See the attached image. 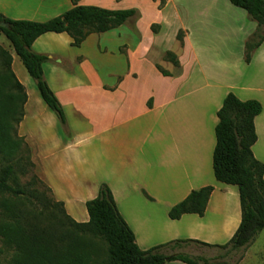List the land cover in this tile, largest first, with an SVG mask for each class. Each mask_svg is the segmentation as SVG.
Returning a JSON list of instances; mask_svg holds the SVG:
<instances>
[{
	"label": "crops",
	"instance_id": "1",
	"mask_svg": "<svg viewBox=\"0 0 264 264\" xmlns=\"http://www.w3.org/2000/svg\"><path fill=\"white\" fill-rule=\"evenodd\" d=\"M147 1L157 7L158 23L145 21L139 0H78L80 5L112 10L137 9L139 15L116 29L90 35L80 47L72 45L67 33L50 32L35 41L34 51L49 56L44 64L45 78L66 111L71 136L62 139L58 119L47 115L50 108L40 93L32 96L45 115L29 112L32 97L27 86L28 101L19 133L36 151L39 176L77 222L89 221L88 211H79L78 205L96 198L101 184L106 183L142 250L185 240L225 245L242 222L239 187L218 181L214 172L218 112L229 93L243 101L262 103L263 111L255 120L258 140L252 150L264 163V42L251 62L245 61L246 44L258 23L229 0H168L162 10L159 2ZM73 6L72 0H0V13L13 20L46 22ZM172 6L207 12L200 19L175 26L170 20ZM217 9L229 10L232 15L227 11L217 17L213 12ZM240 10H244V22ZM168 29L178 49L166 50L151 81L143 91L134 90L131 80L138 74L132 52L150 51L148 35L164 45ZM180 31L183 44L178 40ZM213 32L217 34L213 36ZM5 37L0 31L3 47ZM168 51L177 55L178 66L165 59ZM10 53L15 72L17 53ZM114 53L125 57V75L109 71L112 78L107 80L92 59L104 60ZM209 54L224 59L217 72L201 60ZM158 65L171 75L164 76ZM31 122L36 125L33 134L26 128ZM207 186H213L214 191L203 216L191 213L177 220L170 218L175 205ZM263 233L246 249L244 261ZM193 245L197 244L173 245L166 253L187 254Z\"/></svg>",
	"mask_w": 264,
	"mask_h": 264
},
{
	"label": "trees",
	"instance_id": "2",
	"mask_svg": "<svg viewBox=\"0 0 264 264\" xmlns=\"http://www.w3.org/2000/svg\"><path fill=\"white\" fill-rule=\"evenodd\" d=\"M72 1L73 8L46 22L13 20L0 13V24L2 22L11 24V29L0 26V31L11 42L28 73L35 79L41 98L58 116L67 138L71 133L65 109L45 78L44 64L49 61V56L34 51L33 44L42 35L54 32L69 34L73 39L72 45L80 47L90 35L116 29L139 15L137 9L112 10L80 5L78 0ZM153 1L159 2L158 7L161 10L168 2ZM229 1L246 10L258 23L256 33L246 44L245 61L250 63L254 51L264 42L262 31L264 0ZM156 28L154 25L153 30L156 31ZM178 40L183 44V31H180ZM165 59L172 61L176 66L179 65L177 55L171 51L166 53ZM12 64L13 57L10 51L0 45V158L7 163L0 177V193L12 192L16 196H23L25 203L33 205V198L47 201L34 189L37 182L44 183L37 175L33 176L29 186L13 187L10 184L17 173L28 175L36 168L32 159V149L26 138L19 133V127L25 117L28 94L25 85L14 72ZM157 68L164 76L171 75L159 65ZM149 106L152 107V101L149 102ZM262 111L260 101L254 99L243 101L234 93H229L218 112L214 172L218 181L239 187L242 208L241 225L227 244L211 245L201 241L185 240L142 250L106 183L101 184L98 196L86 203L89 221L84 223L77 222L67 213L64 202L58 201L47 185L54 197L52 207L56 223L62 227L59 234H52L35 218L22 217L23 213L16 204L5 203L7 211L17 219L9 228L19 248L17 264H165L177 260L187 264H213L201 256L167 254L166 249L173 245L194 243L226 250L228 255L246 250L264 230V163L254 156L252 150L258 140L255 120ZM213 191V186L193 191L184 201L171 209L170 218L177 220L191 213L203 216ZM32 212H35L34 209ZM83 234L99 238L107 244L108 254L105 260L93 261V256L83 247Z\"/></svg>",
	"mask_w": 264,
	"mask_h": 264
},
{
	"label": "rangeland",
	"instance_id": "3",
	"mask_svg": "<svg viewBox=\"0 0 264 264\" xmlns=\"http://www.w3.org/2000/svg\"><path fill=\"white\" fill-rule=\"evenodd\" d=\"M140 5L142 6L143 10L145 11V21H154V23H158L161 19L160 14L158 13L157 7L153 2H149L147 0H139ZM228 11V12H227ZM241 13H244V10H240ZM170 12V20H173V24L176 26L177 24L184 23V22H191L193 19H200L205 15V10L199 9L197 7H190V8H182L172 6L169 10ZM215 16L220 17V14L222 12H227V15H232V12H229V10H215ZM241 14V21L244 22V14L242 16ZM170 29V28H169ZM168 29L167 35H169V38L164 45L161 44V40H155L153 42L152 36L148 35L146 36L147 45L149 46L150 51L147 52L145 50H137L133 51L131 54V60L134 69L136 70L138 76L136 78H133L131 80V85L136 89L138 92L143 91L144 86L148 81H151V79L154 77L153 70L156 69V63H160L162 61L163 54L166 50H172L175 52V50L178 49L179 44L177 43L176 39L170 38L172 32ZM264 31V28L263 30ZM217 32H213L212 35L215 36ZM138 38V37H137ZM4 47L9 50L10 52H13L15 55L16 53L13 51V48L9 42V40L5 37ZM17 57V63L15 65V73L17 76H19L24 82L25 86L29 88V92L31 95V106L29 108V112L31 113H43L42 115H45V111H42L39 107L34 104V97L32 96L34 92L38 93L39 90L37 88V84L35 79H33L27 72L22 60L16 55ZM93 62L98 66L102 74L105 76L107 80H110L109 71H115L114 74L119 75H125V67L126 65V59L123 55L114 53L111 54L108 58L101 60L97 59L96 57L92 59ZM205 66L212 72H217L218 70V63L221 62L224 59L218 58L217 56H214L213 54H209L204 56L202 59ZM26 71V73L24 72ZM112 78V77H111ZM41 97V95H40ZM42 99V98H41ZM46 105V104H44ZM66 112V111H65ZM51 113L53 117H56L58 119V123L60 124L59 118L51 109L47 113V115ZM48 118V117H47ZM50 122V121H49ZM33 124L35 125V122H31L26 127L30 133L33 134ZM51 124V123H50ZM20 129V127H19ZM35 130V129H34ZM59 133L62 137V139L68 140V138L64 134V129L62 125L60 124V130ZM29 144V143H28ZM31 147V146H30ZM32 149V159L35 162L36 158V151L31 147ZM6 162L3 161L0 158V177L2 175L3 169L6 166ZM36 164V163H35ZM34 175H37L41 181L42 178L39 176L37 171V165L34 170L28 173V175H22L20 173H17L15 177H13L10 181V184L13 187H25L29 186V184L32 181V178ZM44 182V181H43ZM34 189L37 190V192L42 196V198L46 199L39 200L36 198H33V205H30L28 202L25 203V199L23 196H16L12 192H1L0 193V264H17L16 262V256L18 253V244L14 241V234L12 231L9 230V228L15 224L16 218L12 216L7 209L5 208V203H14L16 204L22 214V217L27 218H35L37 221L41 223L44 227H47L49 231H51L52 234H59L62 232V227H60L56 223L55 219V212L52 207L53 202V194L48 190L47 184L44 183H36ZM43 201V202H42ZM50 201V203H48ZM79 211L87 213V207L86 205H78ZM32 209H34L35 212H32ZM57 213V212H56ZM61 217L60 213H58ZM83 247L86 248L88 252H90L91 256H93V261L96 260V262H102L107 258L108 254V246L105 242L100 240L99 238L92 237L88 234H83ZM264 246V233L259 236L258 241L254 244L252 250L248 254L246 260L244 261L246 257V250H242L239 252H234L232 254H227L226 250H221L218 248H210L205 246H199V245H193L190 249L187 250V254L191 257H204L208 259L213 264H227V263H239V264H264V254H263V247Z\"/></svg>",
	"mask_w": 264,
	"mask_h": 264
},
{
	"label": "water",
	"instance_id": "4",
	"mask_svg": "<svg viewBox=\"0 0 264 264\" xmlns=\"http://www.w3.org/2000/svg\"><path fill=\"white\" fill-rule=\"evenodd\" d=\"M0 26H1L2 28L11 29V24H10V23H7V22H2V23L0 24Z\"/></svg>",
	"mask_w": 264,
	"mask_h": 264
}]
</instances>
